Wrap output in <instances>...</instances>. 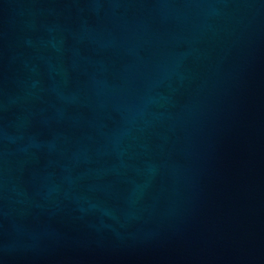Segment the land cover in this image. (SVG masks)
I'll return each instance as SVG.
<instances>
[{
    "label": "water",
    "instance_id": "obj_1",
    "mask_svg": "<svg viewBox=\"0 0 264 264\" xmlns=\"http://www.w3.org/2000/svg\"><path fill=\"white\" fill-rule=\"evenodd\" d=\"M0 264H264V0H0Z\"/></svg>",
    "mask_w": 264,
    "mask_h": 264
}]
</instances>
